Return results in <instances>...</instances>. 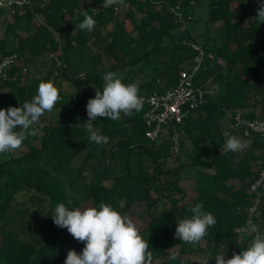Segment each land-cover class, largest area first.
<instances>
[{"label":"trees","instance_id":"trees-1","mask_svg":"<svg viewBox=\"0 0 264 264\" xmlns=\"http://www.w3.org/2000/svg\"><path fill=\"white\" fill-rule=\"evenodd\" d=\"M28 1L0 10V56L17 53L24 62L11 70L12 77L0 82V109L32 100L37 92L28 90L26 76L50 53L62 57L65 67L55 76L49 69L34 80L62 78L80 83L81 88L72 93L59 90L61 98L51 112L59 108L65 112L43 121L39 134L23 142L26 149L21 154L0 155V264H64L69 250L82 252L84 244L53 222L59 203L69 209H83L85 203L97 208L101 202L110 204L148 240L153 264H203L207 257L206 264H211L218 254L231 258L245 250L254 234L241 238L239 229L246 226V209L253 196L250 186L264 162V141L255 134L245 136L231 124L227 132H220L219 125L226 116L232 121L229 113L236 109L248 118L264 119V23L258 22L253 1L125 0L124 5L107 9L103 0ZM205 4L207 31L198 34L204 35L202 44L191 30L198 22L196 7ZM177 5L185 21L176 13ZM82 10L96 21L92 32L78 27L84 19L79 15ZM181 25L184 32L177 34ZM210 33H220L221 42ZM166 39L171 44L166 45ZM188 40L215 55L206 60L196 79V85L209 90L208 100L182 124L193 144L192 160L186 164L180 153L173 154L168 133L154 141L146 137L144 104L131 118L98 117L94 126L109 140L102 145L90 141L83 126L88 119L86 105L96 89L102 91L103 75L125 69L119 76L125 84L135 83L139 95L169 88L194 54L185 43ZM79 47L96 52L104 62L102 73L87 71L83 80L70 75L69 54ZM150 65L159 67L153 77L147 71ZM134 66L150 79L136 83L137 76L130 74ZM218 83L219 91L211 93ZM226 133L249 140L248 147L225 153ZM206 140L213 143L210 151L203 145ZM133 156L138 171L133 169ZM197 165L202 167L199 177ZM193 169L190 186L187 174ZM197 203L214 216L216 224L197 244L179 241L176 220L190 218V209ZM256 223L264 234V196Z\"/></svg>","mask_w":264,"mask_h":264},{"label":"clouds","instance_id":"clouds-1","mask_svg":"<svg viewBox=\"0 0 264 264\" xmlns=\"http://www.w3.org/2000/svg\"><path fill=\"white\" fill-rule=\"evenodd\" d=\"M124 4L125 0H103L102 7L107 9ZM79 15L84 17L78 24L79 29L92 32L96 25L93 16L87 10L80 11ZM256 18L260 24L264 23V3H260ZM102 79V91L96 89L95 97L87 101L88 119L83 124L89 133V140L98 145L107 144L109 140L94 126L98 117L117 121L123 114V117L131 118L133 112H139L143 106L135 83L125 84L116 72H107ZM60 98L59 90L52 81L41 80L37 94L30 102L20 107L0 109V155L20 149L28 136L38 135L39 129L35 125L40 124V117L45 112L54 109ZM246 146L241 138L228 136L224 151L242 152ZM202 208L203 205L197 203L190 209V218L176 220L175 237L179 241L197 244L208 234L209 227L216 224L214 216L205 213ZM51 217L55 225L66 228L74 239L84 244L79 254L69 250L64 264H153L148 240L142 237L128 216L110 204L101 202L98 208L69 209L59 203ZM239 232L241 238L254 234L251 244L229 259H225V254H218L216 264H264V234L260 233L258 226L249 222Z\"/></svg>","mask_w":264,"mask_h":264},{"label":"built area","instance_id":"built-area-1","mask_svg":"<svg viewBox=\"0 0 264 264\" xmlns=\"http://www.w3.org/2000/svg\"><path fill=\"white\" fill-rule=\"evenodd\" d=\"M250 1V0H244ZM252 8L255 13L260 7V0H252ZM28 0H0V10L12 6H23ZM176 13L182 21H185L180 6H176ZM185 43L194 53L186 65L182 66L178 73V80L175 85L163 89L154 90L149 94H141L143 104L147 107L143 115L146 125L145 135L150 140H158L163 134H169L172 151L178 155L181 151V135H184L182 124L193 111L204 105L208 100L209 90L204 86L196 85V79L203 68H206V60L214 59L215 55L208 52L203 45L191 41ZM61 53V50H60ZM0 82L11 75V70L17 66L24 65L23 58L17 53H10L0 56ZM53 70L59 74L65 62L57 53H50ZM24 72L27 67L23 68ZM16 79L17 75H13ZM157 82H160L158 79ZM232 117L231 127L244 132L245 136L258 135L264 141V119H251L244 115L242 110L236 109ZM252 192V203L246 209V226L249 222L257 225L256 218L262 206L264 196V162L260 165L254 181L250 186ZM208 262V257L203 264Z\"/></svg>","mask_w":264,"mask_h":264},{"label":"rangeland","instance_id":"rangeland-1","mask_svg":"<svg viewBox=\"0 0 264 264\" xmlns=\"http://www.w3.org/2000/svg\"><path fill=\"white\" fill-rule=\"evenodd\" d=\"M195 15H196V18H197L196 20L198 22H197V24H195V27H193V29L191 30V33L196 38V40H198L200 43L204 44V39H203L204 35H203L202 38H199L198 34H200V33L201 34H206L207 24H206L205 20H207V18H208V6L206 4H205V6H197ZM184 28H185V26L181 25L180 27H178L176 29L175 32L177 34H179L180 32H184ZM210 35H217V41L221 42L222 36H219L220 33L219 34L210 33ZM211 38L213 40H215L214 37H211ZM171 42H172L171 39H166L165 40V44L166 45L171 44ZM188 42H190V40H188ZM212 43H213V41L209 40L208 44L212 45ZM103 46L105 48L106 42L103 44ZM94 49L97 51L96 48H94ZM104 57H106V56H104ZM107 58L112 63L114 62V60H111L110 55H108ZM69 60H70V69H69L70 75L74 76V77L81 76L82 80L85 78L84 74L87 71H91L92 70V71H95L97 73H102L104 71V69H105L104 68V64H103L104 62L101 61V58L98 55H96L95 51H92L91 49H88V48L79 47V48L73 49L70 52V54H69ZM107 64L110 65L111 63L108 62ZM138 66H134L130 70V74L133 73V75L137 76V78L135 80L136 83H141V82H143V81H145L147 79H150L149 76H146L145 74H143L139 70H136L138 68ZM52 68H53V65H52L50 59L46 58V59L41 60L38 63V65L36 66V68L32 72L28 73V75L26 76L27 77V82L30 84L28 90H32V91H36L37 92V88H38L39 82L35 81L34 79L35 78L41 79L47 73V71L49 69H52ZM128 68H130V67H128ZM128 68H127V70H128ZM158 69H159V67L156 68V66H153V65L147 66V71L150 74V76H152V77L154 75H156ZM118 71L116 73H118L121 76H123L126 73L125 69H122V68H120ZM55 75H57L56 72H55L54 76ZM51 81L55 84V86L58 88V90H61V92L63 91V92H66V93H68V92L72 93V92L79 91L80 88H81V84L80 83L79 84H74L72 81L62 80V78H60L58 80H53L52 79ZM220 87L221 86L218 83L214 87L211 88L210 92L215 94L217 91H219ZM64 112H65V110L62 109V108H59V109H57L56 111H53V112H45V114L40 117V124H43V121L50 120V118H52L53 116H55L57 114H61V113L63 114ZM40 124H38L36 128L39 129L40 128L39 127ZM207 143H209V142H206V145H207ZM183 144L184 145L182 146V149H181V152H180V157H181V162H185L187 164L188 162H190L192 160L189 157L188 153L190 151V148H192L193 144H192L191 140L188 137L187 138L183 137ZM23 147L26 149V143H23L22 147L20 149L16 150L18 152L17 154H19V153L21 154L22 153L21 150H22ZM186 148H189V151L185 150ZM173 154H175V153L173 152ZM170 159H172V158H170ZM136 160H137V157L133 156L132 157L133 169L135 171H138V164H137ZM195 169L198 172V177L200 175L202 176V172L200 174V172L198 171V170L202 169V167L197 165L195 167ZM194 175H195V170L194 169L189 171V173L187 174V177H188V182L187 183H189V184H187V185L191 186L194 183V181H193ZM190 195H191V193H190ZM85 206L91 207V205L89 203H85ZM229 258H230V255L226 254L225 255V259H229ZM210 262H212L211 264H216V261H214L213 259H212V261L210 259Z\"/></svg>","mask_w":264,"mask_h":264},{"label":"crops","instance_id":"crops-1","mask_svg":"<svg viewBox=\"0 0 264 264\" xmlns=\"http://www.w3.org/2000/svg\"><path fill=\"white\" fill-rule=\"evenodd\" d=\"M230 124H231V120H230V118H229V116H226L224 119H222L221 121H220V125H219V127H220V132H227L228 131V128L230 127ZM185 134V133H184ZM227 135L225 136V142H226V139H227V137H228V133H226ZM221 135V134H220ZM184 137H188L190 140H191V137L189 136V135H184ZM222 139V138H221ZM247 141H249V140H245L244 142H246V144H247ZM206 142H209V143H207V145H206ZM225 144V143H224ZM203 145L205 146V148L207 149L208 148V150L210 151V150H212L213 149V143L210 141V140H206V141H204L203 142ZM193 147V146H192ZM248 147V145L246 146V148ZM223 148H224V145H223ZM185 150H188L189 151V148H186ZM189 157L191 158L192 157V148H190V151H189ZM202 155H203V153H202ZM192 159V158H191ZM203 174V173H202Z\"/></svg>","mask_w":264,"mask_h":264}]
</instances>
